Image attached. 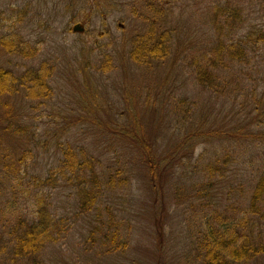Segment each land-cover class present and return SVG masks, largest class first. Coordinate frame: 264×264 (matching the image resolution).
Here are the masks:
<instances>
[{
    "label": "trees",
    "instance_id": "16d2710c",
    "mask_svg": "<svg viewBox=\"0 0 264 264\" xmlns=\"http://www.w3.org/2000/svg\"><path fill=\"white\" fill-rule=\"evenodd\" d=\"M246 1L211 0L206 12L190 15L200 19L194 29L201 38L193 51L182 56L175 44L179 22L185 16L176 13L182 0L124 3L126 17L137 21L133 35L125 41L128 61L148 76L173 67L178 60L199 93L236 113L240 120L235 127L210 126L208 113L196 120L200 105L180 98L173 108L178 115L172 138L164 145L154 128L159 111L149 113L151 96L139 110V100L125 91L122 113L127 116L126 125L104 126L93 120L107 144L106 153L110 148L114 157L92 155L67 137L59 141L54 136L52 166L47 169L38 167L35 159L47 146L38 142L14 109L22 110L28 119L29 112L49 108L55 97L52 83L57 66L39 57L40 48L17 28L21 13L16 20L13 14V23L0 30V137H7V148L0 150H9L11 155L14 139L28 146L17 160L10 155L0 159V259L9 255L14 263L42 264L45 249L68 235L69 221L58 216L52 202V192L63 188L73 193L78 216L87 220L85 250L101 257L125 253L131 230L108 202L129 190L134 169L143 172L148 187L156 255L163 246L165 210L170 200L175 203L179 198L191 212L187 214L188 243L197 264H258L264 259V154L249 153L256 145L264 146V22L254 19L253 4ZM76 4L79 9L73 21L87 10L80 36L93 37L87 48L80 46L81 56H89L85 69L107 75L114 71L113 57L105 52L111 44L100 40L110 38L108 19L113 12L107 9L113 4L109 0H77ZM100 5L105 9L100 10ZM119 7L115 6L116 12ZM19 102L28 107L16 106ZM142 118L148 119L145 125ZM193 119L188 129L181 128ZM241 163L252 165L253 170L240 180L238 199L222 206L220 192L237 180L236 172L232 174ZM30 169L35 171L30 173ZM175 177L181 185L171 190Z\"/></svg>",
    "mask_w": 264,
    "mask_h": 264
},
{
    "label": "rangeland",
    "instance_id": "374dc122",
    "mask_svg": "<svg viewBox=\"0 0 264 264\" xmlns=\"http://www.w3.org/2000/svg\"><path fill=\"white\" fill-rule=\"evenodd\" d=\"M109 1L113 4L107 9L113 12L108 19L110 38L105 37L100 41L111 44L105 52L113 57L114 71L107 75H100L85 69V62L88 61L89 56L80 54V46L87 48L93 37H81L82 33L72 32L76 24L81 25L83 13L87 11L85 9L75 21L72 20L73 14L79 9L76 4L77 0H0V30L10 26L11 22L13 23V14L16 20L17 14L21 13V24H17L19 31L27 40L40 48L39 57L41 59H49L57 66L52 83L55 97L49 108H43L40 113L29 112L28 119L23 117L26 113L22 110L16 107L14 109V112L30 125L29 130L35 132L36 138L39 139L38 142L47 146L45 152L39 151V156L35 158L38 167L47 169L52 166L50 157L54 152L55 143L52 142L54 136L59 141L67 137L71 144L84 146L95 156L106 153L107 144L103 142L104 139L97 131L93 120L104 126L108 123L126 125L128 119L122 113L125 109V91L139 100V110L142 109L148 95L151 96L149 113L152 114L153 109L159 111L155 117L154 128H156V137L164 145L172 138L173 122L178 115L173 112V108L180 98L186 97L188 100L196 101L201 107L200 112L195 113L196 120L200 116L203 119L206 118L208 113L210 122L207 123L212 127L224 125L233 128L240 120L236 117V113H231L224 103L214 99L208 100L207 95L199 93L188 73L181 69L178 60L173 67L162 68L148 76H144L140 70L135 68L126 57L128 44L125 41H129L134 27L137 26V21L126 17L124 3L129 0ZM210 1L182 0L181 5L176 8L178 15H185L179 22V34L175 40L180 56L193 51L201 38L194 29L197 30L198 24H201L200 19L189 18V16L206 12ZM70 3L73 6L66 10L65 6ZM250 3L253 4L254 19L257 22H264V0H247L245 4ZM116 5L122 6L119 7V12L115 11ZM99 9L104 10L105 6L100 5ZM123 16H125L124 20H122ZM262 56L264 58V53ZM16 106L28 107L25 102H19ZM141 121L145 125L148 119L142 118ZM193 121L194 119L181 128L188 129ZM27 146L20 139H14L10 143V148L14 152L11 155L9 150V153H4L1 150L7 148V137L1 136L0 159L10 155L9 157L17 160L20 152ZM109 149L105 156L111 159L114 156L113 152H108ZM249 153L264 154V146L256 145ZM101 158H104V155ZM245 164L241 163L234 169L232 175L236 172L237 180L220 192L219 202L222 206L232 203L240 196L237 189L241 184L240 180L253 170L252 165ZM34 171L30 169L29 172ZM0 175H3L1 170ZM179 182V179L175 177L171 183V190H177L181 185ZM229 193L231 194L228 195ZM52 196L58 216L67 218L71 227L62 241L45 249L42 264L198 263L188 243L190 228L187 214L191 213L189 205H184L179 198L175 203L170 200L165 210L163 246L156 255L151 199L143 172L138 169L132 171L129 190L114 195L108 202L110 210L116 213L131 230L129 247L122 254L101 257L94 250L86 251L82 245L87 220L78 216L73 193L63 188L52 192ZM22 204L24 203L20 205ZM1 207L2 204H0ZM1 224L0 222V232ZM4 239H6L5 236ZM24 262L26 260L11 262L9 255H4L0 259V264H24ZM258 264H264V259H260Z\"/></svg>",
    "mask_w": 264,
    "mask_h": 264
},
{
    "label": "water",
    "instance_id": "95a60500",
    "mask_svg": "<svg viewBox=\"0 0 264 264\" xmlns=\"http://www.w3.org/2000/svg\"><path fill=\"white\" fill-rule=\"evenodd\" d=\"M73 32H82L83 31V28L80 26V25H75L74 27H73Z\"/></svg>",
    "mask_w": 264,
    "mask_h": 264
}]
</instances>
